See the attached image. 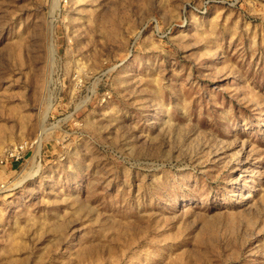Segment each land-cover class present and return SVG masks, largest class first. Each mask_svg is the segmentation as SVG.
Returning <instances> with one entry per match:
<instances>
[{
  "label": "rangeland",
  "instance_id": "rangeland-1",
  "mask_svg": "<svg viewBox=\"0 0 264 264\" xmlns=\"http://www.w3.org/2000/svg\"><path fill=\"white\" fill-rule=\"evenodd\" d=\"M0 264H264V0H0Z\"/></svg>",
  "mask_w": 264,
  "mask_h": 264
},
{
  "label": "built area",
  "instance_id": "built-area-1",
  "mask_svg": "<svg viewBox=\"0 0 264 264\" xmlns=\"http://www.w3.org/2000/svg\"><path fill=\"white\" fill-rule=\"evenodd\" d=\"M22 145H19L17 148L18 149H13L11 151L8 152L9 156L10 157H13V156H17L21 151H23V148H21Z\"/></svg>",
  "mask_w": 264,
  "mask_h": 264
},
{
  "label": "bare ground",
  "instance_id": "bare-ground-1",
  "mask_svg": "<svg viewBox=\"0 0 264 264\" xmlns=\"http://www.w3.org/2000/svg\"><path fill=\"white\" fill-rule=\"evenodd\" d=\"M248 172L251 171V169L249 168V170H247Z\"/></svg>",
  "mask_w": 264,
  "mask_h": 264
}]
</instances>
